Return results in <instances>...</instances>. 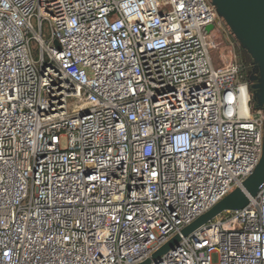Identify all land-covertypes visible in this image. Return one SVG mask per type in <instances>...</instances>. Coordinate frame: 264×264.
<instances>
[{
	"label": "built area",
	"instance_id": "1",
	"mask_svg": "<svg viewBox=\"0 0 264 264\" xmlns=\"http://www.w3.org/2000/svg\"><path fill=\"white\" fill-rule=\"evenodd\" d=\"M222 29L209 0H0V264H264V184L182 236L262 154Z\"/></svg>",
	"mask_w": 264,
	"mask_h": 264
},
{
	"label": "water",
	"instance_id": "2",
	"mask_svg": "<svg viewBox=\"0 0 264 264\" xmlns=\"http://www.w3.org/2000/svg\"><path fill=\"white\" fill-rule=\"evenodd\" d=\"M215 8L219 19L223 21L231 35L241 48L247 52L252 61V72L247 77L248 84H252V102L264 111V0H209ZM212 25L207 26L210 32ZM264 184V139L260 160L252 173L243 181L240 188H236L205 214L197 218L182 231L186 237L199 227L207 224L218 215L226 211H238L248 204L249 197L254 198ZM178 236L161 247L152 257L159 259L173 249L179 242ZM142 264H149L145 261Z\"/></svg>",
	"mask_w": 264,
	"mask_h": 264
},
{
	"label": "rangeland",
	"instance_id": "3",
	"mask_svg": "<svg viewBox=\"0 0 264 264\" xmlns=\"http://www.w3.org/2000/svg\"><path fill=\"white\" fill-rule=\"evenodd\" d=\"M222 24V32L216 35L214 40L215 48L211 52L212 63L215 67H221L223 65L232 63L236 60V53L234 49V45L229 36L228 28H225L223 21L220 19ZM250 70H248L247 74H249ZM252 112L255 114H261L264 116V111L254 107L252 104Z\"/></svg>",
	"mask_w": 264,
	"mask_h": 264
},
{
	"label": "trees",
	"instance_id": "4",
	"mask_svg": "<svg viewBox=\"0 0 264 264\" xmlns=\"http://www.w3.org/2000/svg\"><path fill=\"white\" fill-rule=\"evenodd\" d=\"M225 28H227V27L225 26ZM229 36H230L232 43L234 45V49H235V53H236V60H237L236 62L240 65V68H241L240 73L244 79H247V72H248V70L251 69L252 61H251L249 55L247 54V52L241 48L239 43L231 35L230 32H229ZM250 93L252 95L253 91L250 90ZM252 104L254 105V107H256V103L252 102Z\"/></svg>",
	"mask_w": 264,
	"mask_h": 264
},
{
	"label": "flooded vegetation",
	"instance_id": "5",
	"mask_svg": "<svg viewBox=\"0 0 264 264\" xmlns=\"http://www.w3.org/2000/svg\"><path fill=\"white\" fill-rule=\"evenodd\" d=\"M252 68H253V66H252V64H251V69H250V72H249V74H247V77L250 75V73L252 72ZM251 86H252V84H250L249 85V89L251 88ZM251 90V89H250ZM252 91V90H251Z\"/></svg>",
	"mask_w": 264,
	"mask_h": 264
}]
</instances>
